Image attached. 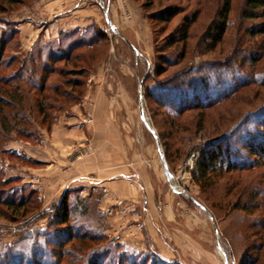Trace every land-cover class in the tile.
I'll return each mask as SVG.
<instances>
[{
	"label": "rangeland",
	"instance_id": "rangeland-1",
	"mask_svg": "<svg viewBox=\"0 0 264 264\" xmlns=\"http://www.w3.org/2000/svg\"><path fill=\"white\" fill-rule=\"evenodd\" d=\"M48 1L56 0H0V48L4 47V54L0 56V264H90L93 261L98 264L154 263V253L139 251L138 247L145 246L141 234H129L128 237L132 241L130 247L115 242L114 238L110 239L106 231L109 226L107 212L100 207L105 192L103 188L93 187L96 175L87 170L90 164L86 163L100 152H94L95 148L91 143V132L95 125L92 117L103 122L102 119L97 120L99 116L96 113L100 111L112 113L110 120L115 124L118 133L130 142L133 157L130 173L132 178H138L137 169L146 171V188L151 195L152 187L154 186L157 192L160 185L164 186L173 200H186L185 192L188 191L213 217L219 246L216 245V233L211 226L210 231L206 229V234L196 232L195 242L190 247L185 246L182 252L170 257L171 261L167 260L165 264H225L223 255L228 264H264V227L253 226L264 223V206L252 212H228L230 205L222 209L217 207L223 202L220 201V196L226 192L227 183L239 179L241 186L254 172L227 174L225 179L205 192L192 177L203 141L222 132L223 128L213 131L212 121H216L217 116H220L226 126L230 121L226 116H233L238 110L244 111L256 106L261 102L257 94L264 91V86H252L243 92V95L250 97V104L253 102L255 105H244L240 100H235L210 110L204 123L205 136L203 132L196 131L199 113L196 110L186 111L179 117L185 125V130L180 131L177 136L168 135L163 122L166 109L159 107L147 91L152 89L155 95L158 89L153 79L160 81L161 77L172 70L197 64L202 57L198 50L193 48L196 38L191 37L187 40L188 51L185 57L174 67L165 65L166 72L155 78L154 69L159 61L157 56L162 53L154 48L155 44L163 47L166 43L165 37L188 14L198 18L191 26V31L199 35L217 17L216 13L222 0H67V5L55 4L53 9L47 10ZM243 1L234 0L236 11L232 12L230 21H239L238 13ZM143 4L147 6L146 10L143 9ZM102 5H105L106 10ZM170 7H176L177 14L169 21L149 19V15L154 16ZM198 8H201L202 12L199 13ZM116 15L130 24L125 34L131 36L136 44L131 43V46L122 39L118 25L113 23ZM107 16L113 21L115 28H110ZM68 17L69 22H74L71 25H85L96 21L115 43V52L111 51L108 61L98 71L97 62L106 54L107 44L83 50L86 52L83 57L78 62H73V65L84 68L78 76V87L65 83L67 64L61 60V47L65 48L61 43L63 32L59 24L50 25L53 20L59 23V18ZM33 20L35 23L32 26ZM249 21L255 23L260 20ZM34 31L40 36H34ZM235 31V28H229L228 40ZM170 47H167V53L170 52ZM191 49H194V52ZM218 51L219 46L211 52H206L203 57H217ZM24 61L26 65L22 70L20 65ZM147 75L149 78H146ZM97 83L108 102L95 103L88 100L82 103L78 96L95 92ZM141 113L149 127L142 119ZM154 126L158 128L155 129ZM78 127L80 132H85L86 142L83 139L84 143L75 140L69 143L66 148L68 161L61 167L60 157L66 154L63 153L64 148H60L59 141L54 140V134L66 128H71V133ZM23 133L30 136L26 137ZM160 134L162 139L158 137ZM42 137L48 140L44 148L42 144L39 147V142L44 139ZM157 139L170 178L162 170ZM13 141L35 145L31 149L37 155H50L51 160L47 163L51 164L54 173L49 177L52 182L48 189L51 188L52 192L60 183L59 172L71 173V166L76 167L72 176H63L64 182L58 188V191H62L46 203V208H43L41 190L22 184V179L27 181L33 174L44 178L43 175L32 173L28 167L38 169L45 163L27 158L25 154L20 155L18 150L9 149ZM116 152L119 150L116 149ZM166 154L169 165L164 158ZM101 169L103 167H98L97 172ZM170 185L176 188L173 189ZM31 190L34 192L31 193ZM64 194L68 195L70 206L77 201V197L84 199L82 202L77 201L79 206L72 209L67 224H58L56 211ZM56 195L54 191L52 198ZM139 195L142 200L143 194L140 192ZM6 197L24 199L28 206L36 207L39 203L40 215H35L37 210L23 214L22 211L15 212L6 208L2 205ZM232 198L231 194L228 195L224 199L225 203ZM188 204L195 208L197 213L208 218L199 206L191 202ZM74 205L76 206V203ZM158 223L159 226L162 225V222Z\"/></svg>",
	"mask_w": 264,
	"mask_h": 264
},
{
	"label": "trees",
	"instance_id": "trees-1",
	"mask_svg": "<svg viewBox=\"0 0 264 264\" xmlns=\"http://www.w3.org/2000/svg\"><path fill=\"white\" fill-rule=\"evenodd\" d=\"M142 7L145 10L147 8L145 4ZM175 9L176 7L166 8L158 14L148 17L152 21L167 22L177 14ZM197 10L199 13L202 12L201 8ZM234 11H236L234 0H222L216 13L217 17L199 35H195L191 31V26L196 23L198 18L188 14L165 37L166 43L163 47H158L155 44L154 48L162 52L157 56L159 61L154 69L155 78H159L166 72L165 65L174 67L185 57L189 38H196L193 48L198 50L202 57L206 52H211L219 46V56L217 57L202 58L199 56L201 59L197 64L172 70L161 77L160 81L152 78L157 84L158 92L154 95L152 89H147V91L149 96H153L159 107L166 109L163 122L168 135L177 136L180 131L185 130V125L182 124L179 117L186 111L196 110L199 112L196 131L203 132L205 136L204 123L210 110L235 100H240L244 105H255L253 102L250 104V97L243 95V92L252 86H264V0H244L238 13V17H240L238 22L229 19ZM251 19L260 21L251 23L249 21ZM231 27L236 31L231 34L230 40H228L227 34ZM93 34L97 39L103 36L108 37L107 32L96 28L93 30ZM153 36L154 42H156L154 31ZM61 43L65 47H61L63 50L61 60L67 64L65 83L78 87L80 84L78 76L81 75L84 68L73 65V62H78L86 52L75 54L72 49L65 46L62 39ZM168 46H171L169 54L166 51ZM222 48H227V50L224 51ZM191 51L194 52V49ZM3 54L4 47L2 46L0 56ZM25 65V61L20 65L22 70ZM146 78H149L148 75ZM78 97L80 98V96ZM258 97L260 103L248 110H238L233 114V116L236 115L234 119L231 114L225 115L230 120L227 121L226 126L220 116H217L216 121H212L213 131L223 128L222 132L203 141L195 168L192 171L193 180L204 192L206 189L214 187L220 180L225 179L227 174L254 172L252 177L241 186L239 179H235L225 186L226 192L220 196V201L223 202H220L217 207L222 209L224 206L230 205L228 212L235 210L252 212L264 206V91L258 92ZM22 135L30 136L24 133ZM158 137L162 139L161 134ZM167 156L166 154L164 158L169 165ZM230 194L233 196L232 200H227L225 203L224 199ZM244 194L246 198H244ZM83 199L84 197H77L76 200L82 202ZM67 200L68 195L64 194L59 201L56 211L58 224H67L72 209L79 206L77 201H75L76 206L75 203L70 206ZM2 205L15 210V212L22 211L23 214L37 210L35 215H40L38 213L39 203L36 207L28 206L26 201L21 198L9 199L6 197ZM253 226L264 227V223L253 224ZM153 255L155 261L152 264L167 263L155 253ZM90 264H98V262L93 261Z\"/></svg>",
	"mask_w": 264,
	"mask_h": 264
},
{
	"label": "crops",
	"instance_id": "crops-1",
	"mask_svg": "<svg viewBox=\"0 0 264 264\" xmlns=\"http://www.w3.org/2000/svg\"><path fill=\"white\" fill-rule=\"evenodd\" d=\"M67 2V0L48 1L46 4L48 7L46 8L47 10H51L53 9L52 6L55 4L56 6L63 4L67 5ZM36 5L38 4H35V6ZM58 20L59 23H57L56 20H53L50 25H60V30L63 32L61 36L62 42H65V46L72 49L75 54L84 52V49L97 48L100 45L106 46L107 44L108 50L106 54L101 61L97 62V71L102 68L104 64H106L111 51L115 52V43L112 37L103 36L100 39L94 37L93 30L95 28L102 30L96 21L88 22L85 25H71L74 22H69V17L59 18ZM113 20L114 22L108 18V21L111 23V26L109 25L110 28H115L112 22L118 25L117 27L122 34V39H124L131 46V43L136 44L131 36L128 37L125 34V30L130 28V24L125 22L124 19L118 17V15H116ZM34 21L35 20H33L31 23L32 26L35 23ZM36 35L37 37L40 36L38 32L34 33V36ZM28 49H30V47ZM96 88L97 89L95 92H86L84 96L80 97L82 103L87 102L88 100L95 103L108 102L107 97H104L103 93H101V87L98 83ZM111 114V112L106 113V111H100L98 114L96 113V115L99 116L97 120L102 119L103 122L96 121V118L92 117L95 125L93 126L91 132V143L95 148L94 152H100H98V155L95 157L93 153V156L91 155V159L87 160L86 162L87 164H90L88 165L87 170L94 172L96 175V183L93 185V187L103 188L105 192L100 207L102 210L107 212V222L109 226L107 227L106 231L110 235V239L114 238L115 242L119 244L130 245V247H132V241L128 236L129 234L139 233L141 234V238L145 245L144 248L138 247L139 251H149L155 253L161 259L165 261L168 260V262L171 261L169 260L170 257H174V255H177L182 249L185 248V246L190 247V245L195 242V238H197L196 232L206 234V229L210 231L211 226L216 233L215 242L217 245V229L213 217L195 197L188 193V191L185 192L186 200H173V198H170V194L164 189V186L160 185L159 191L157 192L154 189L155 187H152L151 195L150 191L146 188L147 184L145 181L148 178L146 171L142 172L140 171L141 169H137L138 178L135 177L134 179L130 176V173H132L131 161L133 159L130 142L128 139L120 136L115 124L110 120ZM79 127L72 131L73 134L72 132L70 133L71 128L62 130L60 129V132L57 131V134H54V140L56 139L59 141V144H61L60 148L63 147V153L65 152L66 154V156L60 157L61 167H63L68 161V151L66 148H68L69 143H72L74 140L78 143H84V140L86 142V139H84L86 138L85 132H80ZM56 136H58V138H56ZM47 137V139L50 138L49 135H47ZM40 144H42L41 146L44 148V144H48V140L44 138L39 142V147H41ZM33 146L35 145L22 142L16 143L13 141L8 148L18 150V154H25L27 158L37 160L43 164L45 163L42 165L43 167L38 169L28 167V170H31L32 173L39 174L40 176L43 175L44 178H39L38 175L33 174L30 175L32 178L28 179L27 181L22 179V184L25 186H32L31 188L33 189L38 188L41 190V194L43 193V208H46V203L56 198L62 191H58V188L61 186L62 182H64L62 179L63 176L66 178L68 176H72V174L75 172L74 170H76V167L71 166V169H73L71 173L69 171L65 173L59 172L61 178L58 182L60 183L54 190L57 195L52 198V193L54 191L52 192L51 188L48 189L52 182L51 178L49 177H51L52 173H54V171L51 169V164L49 165L47 163L51 160L50 155L47 156L45 153H40L37 155L36 152L31 149ZM116 149H118L119 152H116ZM76 164L78 165L79 162ZM95 164L97 167H95ZM161 166L164 174L166 175L162 162ZM98 167H103V169L97 172ZM81 169L82 168H80V170ZM41 183H45L47 185L44 186L41 185ZM170 186L173 189L176 188H174L173 185ZM140 192L143 194L142 200L140 199ZM188 202L199 206L203 212L207 214L208 218H205V215H200L197 213L195 208L189 206ZM158 222H160V224L162 222V225L159 226ZM177 226L184 228L177 229ZM127 237L128 239H126ZM133 247L136 248L134 245Z\"/></svg>",
	"mask_w": 264,
	"mask_h": 264
},
{
	"label": "water",
	"instance_id": "water-1",
	"mask_svg": "<svg viewBox=\"0 0 264 264\" xmlns=\"http://www.w3.org/2000/svg\"><path fill=\"white\" fill-rule=\"evenodd\" d=\"M107 22H108V16H107ZM139 86L141 87V82H139ZM141 105L142 104H141V98H140V110L142 108ZM141 116L143 117L142 113H141ZM147 127H149L148 123H147ZM157 147H158V151H159V154H160V158H161V162H162L164 171H165L166 175L169 176V178H170V172H169V170H168V168H167V166L165 164V161L163 159L162 152H161V146H160V143H159L158 139H157ZM217 246H219V242L218 241H217ZM222 257H223L224 263L228 264L227 259L225 258V256L223 255Z\"/></svg>",
	"mask_w": 264,
	"mask_h": 264
},
{
	"label": "bare ground",
	"instance_id": "bare-ground-1",
	"mask_svg": "<svg viewBox=\"0 0 264 264\" xmlns=\"http://www.w3.org/2000/svg\"><path fill=\"white\" fill-rule=\"evenodd\" d=\"M108 23H109V25L111 26V23L108 21ZM142 117V116H141ZM142 119L143 120H145V122H146V125H147V121H146V119L144 118V117H142Z\"/></svg>",
	"mask_w": 264,
	"mask_h": 264
},
{
	"label": "built area",
	"instance_id": "built-area-1",
	"mask_svg": "<svg viewBox=\"0 0 264 264\" xmlns=\"http://www.w3.org/2000/svg\"><path fill=\"white\" fill-rule=\"evenodd\" d=\"M95 1L98 2V0H95ZM104 6H105V5H102V8H103L104 10H106Z\"/></svg>",
	"mask_w": 264,
	"mask_h": 264
}]
</instances>
